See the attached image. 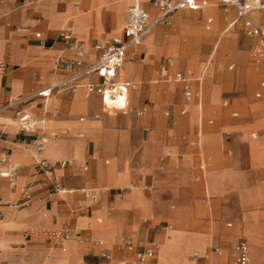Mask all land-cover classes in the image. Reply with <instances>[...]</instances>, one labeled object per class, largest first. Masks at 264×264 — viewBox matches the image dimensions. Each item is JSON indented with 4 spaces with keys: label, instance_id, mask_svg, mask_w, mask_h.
I'll return each mask as SVG.
<instances>
[{
    "label": "crops",
    "instance_id": "crops-1",
    "mask_svg": "<svg viewBox=\"0 0 264 264\" xmlns=\"http://www.w3.org/2000/svg\"><path fill=\"white\" fill-rule=\"evenodd\" d=\"M196 1L198 8H183L212 4ZM135 4L152 17L159 14L148 0H0V264H130L138 248L120 247L122 236L160 244L149 264H234L230 251L239 234L249 242L248 264H264V207H257L264 200V137L255 149L238 131L230 162L217 157L228 167L207 170L195 147L216 149L218 136L210 127L203 135L199 127L198 140L190 141L202 119L190 120L200 100V79L196 88L166 64L145 69L135 60L157 46L175 13L170 25L160 23L131 47L129 66L120 68L119 79L140 83L149 97L143 105L137 101L139 107L112 115L110 110L120 109H109L100 94L86 88L97 80L94 75L73 89L41 93L84 67L57 68V54L72 56L60 31L81 37L73 32L88 50L87 66L98 55L95 42L123 36ZM178 73L184 81L176 80ZM154 76L165 84H147ZM172 82L182 84L184 96ZM255 96L264 99V81ZM206 98L209 102V94ZM258 117L264 119V108ZM41 158L48 168L40 166ZM54 176L63 191L54 192ZM74 229L81 230L80 238L67 241L63 250L58 238ZM103 249L110 258L102 256Z\"/></svg>",
    "mask_w": 264,
    "mask_h": 264
},
{
    "label": "rangeland",
    "instance_id": "rangeland-1",
    "mask_svg": "<svg viewBox=\"0 0 264 264\" xmlns=\"http://www.w3.org/2000/svg\"><path fill=\"white\" fill-rule=\"evenodd\" d=\"M211 3H216V1L212 0ZM150 4L153 3L150 2ZM217 11L218 13L215 14L206 11L205 8L202 10L178 9L175 12L173 24L162 27L161 34L157 37L160 38L157 46L150 50L148 55L144 54V50L141 56H135V60L143 64L145 69H158L166 64V66H170L171 72H183L190 80L191 85L196 88V79H200L202 85L198 91L199 97L203 100V115L199 125L192 132L190 141L198 140L199 127L203 135L207 134L206 128L210 127V131L218 136L219 141L216 149L210 145L204 149L205 145L203 144L202 150L199 149L201 145L198 150L195 147V152L198 151L200 154V164H204L207 170L228 167L224 160H217V157L219 155L218 159L220 157L227 158L230 162L233 157V139L239 135L240 131H243L241 136L251 141L250 144L255 149L260 147L261 138L264 137V119L258 117L260 109L264 108V99L255 96V93L261 89V82L264 81V59H259L256 55L259 40L247 35L244 24L242 23V29L240 21L235 24V27H230L227 30L230 23L236 18L235 10L226 11L224 7L217 6ZM254 15L255 17L252 15L254 22L264 27V10L255 12ZM209 17H213L211 23L207 22ZM216 22L217 25L214 27ZM74 34L79 39L81 38L75 32ZM97 36V34L94 35V37ZM152 36L149 35V37ZM218 40H220L218 50L212 55ZM146 42L148 41L145 40L142 43ZM149 46L151 48V45ZM234 54L241 55V58H235ZM57 56L58 54L55 61ZM209 74L211 75L209 76ZM152 79L146 83L165 84L160 81L159 76H154ZM170 84L179 86L183 95L182 84L175 82ZM139 85L140 83L136 84L137 88L129 92L130 106H135L134 103L137 101L140 106L149 101V97H144L143 92L140 91ZM208 94L209 102L206 98ZM120 105L117 107L120 110H110L109 113L112 115L123 113L125 110H121ZM189 108L187 104L188 114H190ZM180 115L182 114L180 113ZM232 122L238 125L232 127L230 125ZM256 139L257 141H255ZM195 166L199 170L198 162H195ZM260 167L263 170L260 176L264 183V164ZM235 177L238 176L235 175ZM242 183L250 182L243 178ZM137 185L139 183H135V186ZM213 199L211 198L210 201L212 204ZM257 207H264V200ZM232 253L233 247L230 255Z\"/></svg>",
    "mask_w": 264,
    "mask_h": 264
},
{
    "label": "built area",
    "instance_id": "built-area-1",
    "mask_svg": "<svg viewBox=\"0 0 264 264\" xmlns=\"http://www.w3.org/2000/svg\"><path fill=\"white\" fill-rule=\"evenodd\" d=\"M148 1L152 2L153 5L158 8L159 14L156 17H152L151 14L139 4L131 6L128 10L123 36L107 38L95 42L92 45V49L98 55L96 59L87 66H85V63L88 57V50L85 43L76 38L71 29L60 31L59 37L67 50L72 53V56L69 58L58 56L56 60L57 68L72 71L75 68L84 67L80 71H72L67 78L57 82L41 93L47 96L53 90H59L65 87L73 89L81 84V79L84 76L94 75L97 77V80L86 84L88 92L100 94L104 104L109 109H116L119 103H121V110H128L129 90L136 89L137 87L136 84L119 79L120 68L126 60L128 50L140 43L158 24L165 23L170 25L177 9L183 7L196 9L199 7L196 0ZM217 1L226 11L231 9L235 10L236 18L230 23L229 27L234 26L238 21H242L247 35L258 38L259 43L256 49V55L259 59H264V27L256 24L252 17L254 12L264 10V0ZM38 35L40 36V34ZM42 48H45V44H42ZM176 80L184 81V75L178 73L176 75ZM184 90L187 98H190V88L186 85ZM258 96H260V93H258ZM144 111L145 110L142 108L138 110V113L143 114ZM43 149L44 146L43 143H41L37 150L38 152H42ZM39 164L42 168H48L50 166L46 158H41ZM53 189L54 192L57 193L63 191L56 176H54ZM80 235L81 230L79 229L67 230L58 238L57 243L63 250H66V242L69 240H78ZM118 245L128 250L138 248L135 258L131 260L130 264H149V260L154 257L156 250L160 246L159 243L148 244L143 240H138L131 236L120 237L118 239ZM247 245L248 240L246 235L239 234L236 243L233 245V253L231 254L234 264H248ZM214 250L221 253L218 247L214 248ZM102 256L110 258L106 249L102 250Z\"/></svg>",
    "mask_w": 264,
    "mask_h": 264
},
{
    "label": "bare ground",
    "instance_id": "bare-ground-1",
    "mask_svg": "<svg viewBox=\"0 0 264 264\" xmlns=\"http://www.w3.org/2000/svg\"><path fill=\"white\" fill-rule=\"evenodd\" d=\"M125 2V1H124ZM204 3V2H203ZM123 6V5H122ZM125 7V6H124ZM206 11H210L212 13H218L217 11V5L215 3H212L211 5H209L208 7H204ZM122 9V8H121ZM125 11V10H124ZM220 16V15H218ZM121 18V17H120ZM219 21L218 17H217V22ZM217 22L214 24V27L217 25ZM207 33V32H206ZM209 33V32H208ZM219 43H220V40H218V42L216 43V46L212 52V55H214L216 53V51L218 50V47H219ZM129 65L126 63V61L122 64V70H126V68L128 67ZM206 71V70H205ZM204 71V73H205ZM122 80H125V78H123ZM202 85V84H201ZM202 89V88H201ZM121 104V103H119ZM188 106L190 107V103L188 104ZM194 109H196V120L200 119V117L202 118V115H203V108H204V105H203V100L202 98H200V100L198 101V103L196 105H194ZM191 122H194L195 121V117H192L190 118ZM202 134V133H201ZM237 135V134H236ZM257 146V145H256ZM257 148V147H256ZM64 152V151H63ZM249 243V242H248ZM247 251H248V245H247Z\"/></svg>",
    "mask_w": 264,
    "mask_h": 264
}]
</instances>
